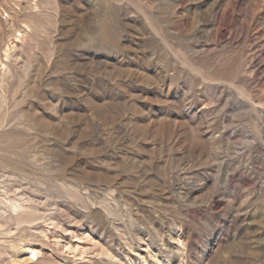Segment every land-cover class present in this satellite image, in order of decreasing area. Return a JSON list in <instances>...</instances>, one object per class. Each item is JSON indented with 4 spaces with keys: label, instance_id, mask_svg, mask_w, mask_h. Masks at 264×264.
I'll list each match as a JSON object with an SVG mask.
<instances>
[{
    "label": "rangeland",
    "instance_id": "1",
    "mask_svg": "<svg viewBox=\"0 0 264 264\" xmlns=\"http://www.w3.org/2000/svg\"><path fill=\"white\" fill-rule=\"evenodd\" d=\"M17 35L0 264H264V0H0Z\"/></svg>",
    "mask_w": 264,
    "mask_h": 264
},
{
    "label": "bare ground",
    "instance_id": "2",
    "mask_svg": "<svg viewBox=\"0 0 264 264\" xmlns=\"http://www.w3.org/2000/svg\"><path fill=\"white\" fill-rule=\"evenodd\" d=\"M23 1L24 0H21V2H23ZM18 5H20V4L18 3ZM22 7L23 6H19V10L15 13H17V14L20 13V11L22 10ZM20 35H17L15 37L14 42H12L9 45H6L5 48H3V49H2V47L0 48V108H1V106H4L8 102V95L6 94L5 85L8 84L9 82H11L10 78L12 77L11 73H10V68H9L8 64L6 63L7 60L12 61L14 63V65H16L17 67H20L23 70L25 69V66H26L27 60L24 61L23 56L20 53V48H22V44H20V45L18 44V41H20V39H21ZM1 52L4 55L6 62L4 60H2ZM37 55H39V54L34 53V56H37ZM26 68H27V66H26ZM24 71H26V69ZM12 101L17 103L16 99H12ZM7 130H8V127L6 128L5 126L2 125V123H0V134L5 133V131H7ZM20 168H21V171L23 170V172H27L29 170L28 169L29 166L25 162H20ZM23 175L20 174V175H18V178H17V175L14 174V172L11 174H9V173H1L0 174V201H3V202L5 201L8 204V206H9V217L16 219L18 223H20V222L21 223L31 222L33 220L32 217H34L33 215L35 214L34 212L36 211V210L33 211L34 210L33 205H35V203H34L35 201H33L30 198V196H28L26 194L25 188L23 186H21V184H20L21 182L24 183V181L20 180V179H23V180L25 179L26 174L23 173ZM18 182H20L19 185H17V186H19V188L13 187L14 184L15 183L17 184ZM12 187L14 190H12ZM10 192H13V194L12 193L10 194ZM77 246L78 245H76L74 248H77ZM26 250L28 251V253L32 254L33 256H36V257L38 256V253H39L38 250L31 248V247H28ZM28 259H30V257H28ZM144 264H146V263H144Z\"/></svg>",
    "mask_w": 264,
    "mask_h": 264
}]
</instances>
